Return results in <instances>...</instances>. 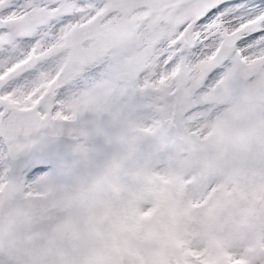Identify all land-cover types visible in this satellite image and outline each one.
<instances>
[{"label": "rangeland", "instance_id": "obj_1", "mask_svg": "<svg viewBox=\"0 0 264 264\" xmlns=\"http://www.w3.org/2000/svg\"><path fill=\"white\" fill-rule=\"evenodd\" d=\"M120 88L39 129L22 159L0 142V264H264V95L186 117L146 107L139 82Z\"/></svg>", "mask_w": 264, "mask_h": 264}, {"label": "snow or ice", "instance_id": "obj_2", "mask_svg": "<svg viewBox=\"0 0 264 264\" xmlns=\"http://www.w3.org/2000/svg\"><path fill=\"white\" fill-rule=\"evenodd\" d=\"M105 61L107 79L65 96ZM121 81L186 117L264 95V0H0V142L106 107Z\"/></svg>", "mask_w": 264, "mask_h": 264}, {"label": "water", "instance_id": "obj_3", "mask_svg": "<svg viewBox=\"0 0 264 264\" xmlns=\"http://www.w3.org/2000/svg\"><path fill=\"white\" fill-rule=\"evenodd\" d=\"M28 141V140H27ZM26 141V142H27ZM1 241H2V232H1V230H0V244H1Z\"/></svg>", "mask_w": 264, "mask_h": 264}, {"label": "bare ground", "instance_id": "obj_4", "mask_svg": "<svg viewBox=\"0 0 264 264\" xmlns=\"http://www.w3.org/2000/svg\"><path fill=\"white\" fill-rule=\"evenodd\" d=\"M0 176H1V174H0Z\"/></svg>", "mask_w": 264, "mask_h": 264}]
</instances>
